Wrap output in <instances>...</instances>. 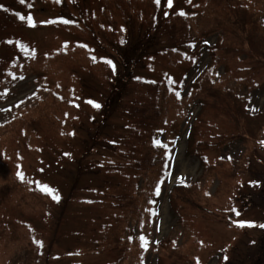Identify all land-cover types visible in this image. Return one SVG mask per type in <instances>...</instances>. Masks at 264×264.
I'll return each mask as SVG.
<instances>
[{"label": "rangeland", "instance_id": "obj_1", "mask_svg": "<svg viewBox=\"0 0 264 264\" xmlns=\"http://www.w3.org/2000/svg\"><path fill=\"white\" fill-rule=\"evenodd\" d=\"M263 25L264 0H0V264H264Z\"/></svg>", "mask_w": 264, "mask_h": 264}, {"label": "snow or ice", "instance_id": "obj_2", "mask_svg": "<svg viewBox=\"0 0 264 264\" xmlns=\"http://www.w3.org/2000/svg\"><path fill=\"white\" fill-rule=\"evenodd\" d=\"M21 2H23V0H21ZM57 2H59V0H57ZM154 2L159 5L161 0H154ZM189 3H191V0H188ZM168 6L171 7L172 6V0H168ZM180 15H186V13H184L183 11H181L179 13ZM20 19H25V17L21 16ZM27 20L29 22V25L31 27H35V21L32 19V17H27ZM44 23H54V21H45ZM64 23H68V21H64ZM107 64H109L113 71L116 70V66L115 64L111 61V60H106L105 61ZM87 103L91 104L93 107L99 109L102 107V105H100L99 103L95 102L94 100H89L87 101ZM74 134V133H73ZM262 144H264V141L261 142ZM156 144L157 146H162L161 145V142L160 141H156ZM18 175L20 176V179L23 180L24 179V176H23V173H18ZM41 191L45 192L46 194H49V195H52L53 193H55V189H52L51 187H49L48 185H42L41 186ZM160 194V189L159 187H157L156 189V195H159ZM53 199L56 200L57 202H59L60 200V197L59 195H53ZM233 212H235L236 215H240L239 211L236 210V209H232ZM237 223V226L239 227H253L254 224L253 222L251 221H239V222H236ZM261 227H264V225H260ZM141 240L144 241V247L147 248V244H148V241L145 237H141ZM36 243L40 246V247H43V242L42 241H36Z\"/></svg>", "mask_w": 264, "mask_h": 264}, {"label": "trees", "instance_id": "obj_3", "mask_svg": "<svg viewBox=\"0 0 264 264\" xmlns=\"http://www.w3.org/2000/svg\"><path fill=\"white\" fill-rule=\"evenodd\" d=\"M232 17H234L235 19V23L237 24V27H241V25H243L244 23H245V20H244V17L243 18H239L240 17V15H239V17H238V15L237 16H231V23L233 22V20H232ZM241 29V28H240ZM262 30H264V25L262 26ZM262 40H264V34L262 35V38H261ZM262 56H264V52H263V55ZM203 81V80H202ZM207 79L205 80V82H204V87H205V84H208L207 83ZM202 83V82H201ZM210 85V84H209ZM203 89V87L202 86H200V89H199V91L197 92V95H196V97L198 98V103H204V102H206L205 101V99L207 98V96L208 95H206L207 93H208V91L206 90L205 91V93H204V91L202 90ZM232 95V94H231ZM152 147V146H151ZM154 149V148H153ZM198 150V152L200 151L199 149H197ZM203 156V155H202ZM160 173L162 174L161 175V177L162 176H164V175H166L167 173H168V171H167V169H166V167H162L161 169H160ZM189 188L190 187H187V185H182V184H178L177 186H176V188H175V190H174V193L175 194H177L179 191H180V194L181 195H186V191H188L189 190ZM181 200H183L184 202H186V199H181ZM185 210V208H184V206H181V207H179L178 208V211H180L179 212V214L181 215L182 214V212Z\"/></svg>", "mask_w": 264, "mask_h": 264}]
</instances>
